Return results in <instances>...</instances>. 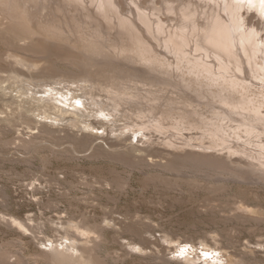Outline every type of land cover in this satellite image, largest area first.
<instances>
[{
  "label": "rangeland",
  "instance_id": "obj_1",
  "mask_svg": "<svg viewBox=\"0 0 264 264\" xmlns=\"http://www.w3.org/2000/svg\"><path fill=\"white\" fill-rule=\"evenodd\" d=\"M253 1L255 0H236L235 3H232L233 0H230L228 9L223 6L227 3L222 4L221 12L229 18V26L226 24V28L230 31L228 42L230 47L239 53V58L226 50L212 46L218 49L228 59L229 64L236 72L242 76L245 75V72L240 71L236 64L239 63L242 66L250 65L249 62L252 58L247 54V50H251L252 41H258L259 37H253L254 34L251 35L248 31L246 34L248 38L243 42L242 34L244 33L245 25L241 26L237 20H232V16L240 15L242 18L245 17V21L243 20L244 24H252L260 18H264V7H260L262 0L256 1L257 5H254ZM102 2L104 4L107 3L105 6L109 7V12L111 9L113 10L111 13L107 12V14L109 16L113 14V17H116L117 21H119L116 7L114 8V5L112 6V3L110 2V4L108 0H102ZM102 2L99 3L101 4ZM100 4L94 9L95 14L98 16H101L98 12L99 8L101 11L103 9L105 11L108 8L107 6H103L104 8L100 7ZM40 5H37L34 9V11L40 10V13L37 12L36 14L37 17L43 13V3L42 6ZM193 7L192 5L189 8L192 9ZM75 12L73 15H68H70V20L73 21V24L75 23V26L78 27L76 29L70 28L66 23L69 20L67 17H63L66 31L68 32L61 31L60 33L70 38H77L75 36V32H77L81 42L90 44L91 41L95 40V37L89 32L91 26H88V20L82 26V20H78L80 17L78 19L76 17L80 13L78 10H75ZM86 17L89 18L87 14ZM246 18H248V21ZM138 19L142 25L141 17L139 16ZM157 20L168 21L169 16L159 14ZM104 23L107 25L106 28L108 30H106V33H108L110 28L106 21ZM38 25H40L39 19L37 20ZM232 25L233 27H231ZM144 26L149 35L153 37L154 43L158 45V50L161 52L168 51L169 53H164L171 55L170 44H168V38L165 37V31L161 30L162 26L158 25V35H160L161 41L163 40L162 43L154 38L152 30L148 29L146 24H143ZM86 27L88 29L85 31L90 36L83 32ZM151 27L153 28L152 24ZM38 28V32L43 34V38H46V36L48 39L53 37L52 39L58 40L59 43L61 41L70 43V38L59 37L57 39V37L55 38L50 34L48 36L47 30H41L40 26ZM97 28L100 29V26L96 25ZM114 30L113 33L115 34L117 29ZM206 35L208 33L205 34V37H207ZM114 37H121L120 32L118 31ZM125 38H120L121 50L118 57H120L121 62L127 65L138 63L143 69L147 68V71H154L139 60L127 56L128 47L131 49V53L136 52L138 53L136 55H141L138 56L139 59L144 56L143 61L150 60L152 62V60L154 61L157 58L162 59L164 58L162 57L164 53H158L159 57L154 56V59H152L150 54L140 52L141 46L135 39L130 36H125ZM101 40L103 39L101 38ZM122 40L123 42H121ZM52 44L54 45L53 47L57 46L55 43ZM256 44L258 45L259 42H256ZM73 45L76 44L74 43ZM171 45L173 44L171 43ZM196 46L197 44L194 47V52L197 51ZM3 47L5 48V46ZM133 48L135 49L133 50ZM162 48L164 49L162 50ZM252 48H255V45H252ZM261 49L264 53V44L261 45ZM117 51L115 52L119 53V50ZM84 52L86 53V50ZM152 54L154 55L155 53ZM203 54L204 57L207 56L206 60L209 58L210 62H219L218 58L214 60L216 58L215 55H213L215 56L213 58L209 56V53L203 52ZM255 56H253V59L257 60L258 58ZM92 58L96 59L95 56H92ZM99 59L101 58L98 57ZM175 59L178 62L180 61L178 60L180 59L179 57ZM231 60H233V64ZM216 65L217 70L219 64ZM258 68L262 71L261 67L258 66ZM213 69L214 67L211 68V70ZM146 70L144 71L146 72ZM218 71L219 69L216 72ZM248 72L253 77V80L260 81L256 78V72L251 67H249ZM2 73L8 74L7 72ZM127 80L125 81L127 82ZM128 83L133 84L129 80ZM119 84L123 85L122 83ZM182 85L185 91L188 94L192 93L191 95H194L197 100L213 102L210 98L214 97V95L208 94L209 99H206L207 94L204 95L193 91L185 84L184 80ZM92 86L88 94L91 102L95 99L91 98L92 94L97 93L96 99L102 100V94L111 92V87H107L103 83L92 84ZM139 86L143 87L140 83ZM122 89L125 96L130 95L131 90L129 88L124 87ZM260 90L264 91L262 88ZM235 92L237 93L236 90ZM182 94L183 92H180L181 96H183ZM14 95L18 96V101H22L26 97L22 96L19 98L21 94L18 92L17 94L14 92ZM43 95L47 97V101L51 102V105L49 104L52 107L51 112H56L58 108L55 103L57 104L59 97L56 95L52 96L53 94L49 95V92H44ZM241 99L242 97H240ZM105 100L111 103L106 113H110L111 109H113V113H118L116 108L121 109L122 106H119L110 98H105ZM189 102L193 101L190 99ZM215 102H219V105L223 104L224 106H222L229 110V108L227 109V107H230L228 103L222 102V100ZM33 103L38 104L39 102ZM41 106L44 107V105L40 104ZM207 107H211V105L208 104ZM198 108L200 109V106ZM8 109L6 110L8 111ZM232 110H229V113L232 112L231 114L233 115L236 112L234 111L235 109ZM126 112L130 114V117L125 115V118L123 116L120 117L121 121H119L118 125L123 127L119 128V133L131 127L143 130V127L145 128V126L149 125L148 122L139 125V122L146 121L144 114H140V111L135 113V111L130 112L127 109ZM41 113L47 114L43 111ZM70 114L67 113L65 115ZM26 115L28 120L30 119L28 122L19 120L17 123L20 125L16 127L8 126L4 129V132L0 131V135L2 136V133H4L3 137L7 135L9 139H14L18 136L29 137L24 134L32 131L29 129L37 128L42 124H47L55 131H52L54 135L49 136V140H38L39 142L35 148L44 145L48 146V149H43L41 153L27 151L28 148H20L16 144L7 146L5 143L0 142V213L1 215L6 212L14 214L25 219L32 227V230L28 232L10 225L4 218L0 220V247H4L2 249L16 250L22 254V258L17 264H24L25 260L32 259V256L34 257L33 254L36 250H43V241L49 242V240L54 238H60L61 233L56 228L61 213V216L75 218L76 221L87 219L90 223L102 222L106 226V240L100 243V247L97 250L108 259L110 264H264V180H260L256 176L258 172L261 173L263 170L260 169L259 171V167L252 168L246 165L249 160L236 159L237 155L230 153L232 147L235 148V145L246 146L253 156L255 155L256 158L264 162V144L259 141L263 139V133H258L257 136L244 137L231 130L232 132L229 135L230 132L224 131L222 126L220 129L224 139L218 140L214 139L210 133L204 134L202 129L192 126L199 133L195 135L194 139L191 135L187 138L191 145L201 144L200 146H202L205 144L208 147L217 149L209 150L207 148H193L192 146H186L185 149H175L167 143L171 138L183 136L172 124L173 120H177L174 118L170 120V132L163 130V132L167 133V137L159 135L158 137H152L156 144L146 146V150H140L135 149L134 146L146 145L145 142L148 137L145 136L147 132L144 130L140 132V130L133 129L131 139L127 140L128 136H119L115 131L116 128L111 127L109 134L105 129H99L102 123L99 122V118L95 117H92V119L98 126L97 128L80 129L74 128L71 126V121H67L68 118L64 121L63 117L56 113L53 116L46 115L44 118L37 116L38 114L33 111H28ZM98 115L103 121L109 122L103 117V111H100ZM217 117H220V115L217 114ZM256 119L258 121L254 123L258 122V125H264V119ZM36 120L42 122L38 123ZM167 121L169 122V120ZM226 121L222 120L221 125ZM231 122L234 125L239 124V120H231L229 124ZM112 124L113 122H109L108 125L112 126ZM152 126L159 130L156 122ZM37 130L34 129V131ZM183 131L191 133L189 130ZM261 132H264V129ZM171 134L172 136H170ZM64 135L68 136L64 137ZM208 135L211 141L218 140L219 144H213L210 139H206L205 136ZM71 136L74 138H71ZM77 137L80 140L77 139L80 142L78 147L80 151H76L71 142L75 141ZM252 140L253 144L250 143ZM127 145L131 148H128ZM67 146L72 151L68 150L66 154V149L63 148H67ZM50 148H54L57 151L61 150L62 152L52 153ZM188 149L198 153L213 155L223 154L222 156H225L228 154L225 159L230 163L231 168L244 176L235 177L230 173L220 175L214 168L202 165L200 166L202 168H200L193 162V158L196 159V155H188ZM90 153H97L98 156L91 157L89 156ZM48 154L50 155V162L45 163L44 155ZM257 160L255 161L257 162ZM166 163L175 169L170 166L168 168V166L161 167V165H158H165ZM259 165L264 168V163ZM213 183L216 184L214 185ZM244 203H249L251 208L245 210L240 208ZM253 205L256 206L254 207ZM6 217L8 218L9 215ZM19 238H21V241H17ZM140 242H143V245ZM0 264H6V262L0 260ZM39 264H49V262H41Z\"/></svg>",
  "mask_w": 264,
  "mask_h": 264
},
{
  "label": "bare ground",
  "instance_id": "obj_2",
  "mask_svg": "<svg viewBox=\"0 0 264 264\" xmlns=\"http://www.w3.org/2000/svg\"><path fill=\"white\" fill-rule=\"evenodd\" d=\"M235 1L233 0L232 3H235ZM256 1L259 0L253 1L254 5H257ZM99 2H102V0H0V131L4 132V129L8 126L16 127L20 125L17 123L19 120L28 122L30 119L28 120L26 113L33 111L35 114H38L37 116H41L42 118L46 115L53 116L56 113L62 116L64 121L68 118L67 121H71V126L80 129L97 128L98 126L92 117L99 118V122L102 123L99 129L103 128L109 134L111 127L116 128L115 131L119 136H128L126 138L127 140L131 139L133 129L140 130V132L144 130L147 132L145 136L148 137V140L145 142L146 145L134 146L135 149L140 150H146V146L156 144L152 137H158V135L167 137V133L163 132V130H171L169 124L170 120L174 118L177 120H173L172 124L183 136L171 138L167 143L175 149H185L186 146L207 148L209 150L217 149L208 147L205 144L202 146H200L201 144L191 145L187 138L191 135L194 139L195 135L199 133L194 130L195 127L202 129L204 134L207 132L210 133L214 139L218 140L221 138L224 139L221 135L222 130L220 129L222 126L224 131L227 133L230 132L229 135L232 132L231 130L236 131V133L244 137L251 135L257 136L258 133L264 134V132H261L264 129V125H258V122L254 123L258 121L256 118L264 119V91L260 90L261 88L264 90V53L261 49V45L264 44V36L262 37L264 31L263 17L255 23L244 24L243 20L245 21V17L242 18L240 15L232 16V20H237L241 26L245 25V30L242 34L243 42L248 38L246 35L248 31L251 35L254 34L253 37H259V40L256 41L259 42V46L254 40L250 47L251 50H247L246 48L247 54L252 58L249 62L250 65L242 66L239 63L236 64L240 71L245 72V75L242 76L236 72L229 64L228 59L218 49L212 47L215 46L226 50L232 53L233 56L239 58V53L235 52L234 48H231L228 42L230 31L226 28V24L229 26V18L221 12L222 4L227 3L223 6L228 9L230 0H178V2L177 0H108L118 10L119 21H117L116 17H113V14L112 16L107 14L109 12L107 5L106 12L104 9L103 12L99 8L98 12L101 16L96 15L94 9L99 6ZM263 2L264 0L261 1L262 4L260 7H264ZM39 4L43 8V13L37 17L36 14L40 10L34 11V9ZM105 4L102 2L100 7L105 6ZM192 5L195 8L190 9L189 7ZM75 10H78L80 13L76 17L77 19L80 17L78 20H82V26L86 20H88V26H91L89 32L95 37V40L91 41L90 44L88 42H81L77 32H75L77 38H70L60 33L61 31L65 32L67 30L63 17H67L69 20L66 23L70 28L76 29L78 27L75 26V23L73 24V21L70 20V15H68L76 13ZM112 11L111 9L109 13ZM86 14L89 18L86 17ZM159 14L169 16V20H157ZM139 16L143 24H146L148 29L152 30L154 38L161 43L163 40L161 41L160 35H158V25L162 26L161 30L165 31V37L168 38V44H170L171 55L165 54L168 51H164L165 53L162 51L163 54L158 50V45L154 43L153 37L149 35L145 26L143 27V24H140ZM38 19L40 21V25L38 26H40L41 30H47L48 36L50 34L55 38L57 37V39L59 37H67L68 39L70 38V43L61 40V43H59L58 40H53V37L48 39L46 34V38H43V34L38 32ZM246 19L248 21V18ZM250 19L252 20V18ZM105 21L110 28L108 33H106L108 29L104 23ZM118 22H120L119 25ZM96 25L100 26V29H96ZM68 26L67 28H69ZM87 29L88 27L83 29V32L90 36L85 31ZM114 29L120 32L121 37H114L115 34L117 35V32L115 34L113 33ZM206 33H208L206 35L207 37H205ZM108 35H112L113 37H109ZM125 36H130L135 39L141 46L140 52L150 54L152 59H154V56L159 57L158 53L163 54H159L164 57L162 59L157 58L154 61L152 60V62L150 60L143 61L144 56L139 59L138 56L141 55H136L138 54L136 52L131 53V49L128 47L127 56L139 60L154 71H147V68L143 69L138 63H135V65H127L121 62L120 57H118L121 50L120 38H125ZM52 43H55L57 46L53 47L54 45ZM74 43L78 46L73 45ZM196 44L197 51L194 52L193 50ZM252 45H255V48H252ZM83 49L84 51L86 50V53ZM117 50H119V53L115 52ZM202 51L209 53V56L213 58L216 56L214 60L218 58L217 60L220 63H216L217 61L215 63L219 64L218 69L220 72H216L218 70H216L217 65L213 61L210 62L211 60L209 61V58L206 60L205 58L207 56L204 57L205 53L203 54ZM251 51L253 52L251 53ZM152 53L155 54L153 55ZM254 55L257 56V60L253 59ZM92 56H95L96 59H93L94 57L92 58ZM98 57L101 59L98 60ZM177 57L180 58L178 59L180 60L179 62L175 59ZM231 62L233 64V60ZM258 66L261 67L262 71L259 70ZM213 67L214 69L211 70ZM249 67L256 72V78L260 81L253 80V77L248 72ZM2 72H7L8 74H3ZM126 79L133 84H129L128 80L126 82ZM183 80L193 91L204 95L207 94L206 99H209L208 94L214 95V97L212 96L210 98L213 102L199 101L194 95H191L192 93L188 94L184 89V84L182 85ZM100 83L111 87V92L102 94V100L96 99V96H98L97 93H95L96 95L92 94L91 98L95 99L91 102L88 97L90 87H93L92 84ZM139 83L143 87H140ZM124 87L131 90L129 96L123 94L124 91L122 88ZM41 88L43 89L41 90ZM16 91L21 94L19 98L22 96L26 97L23 100L21 99L22 101H18V96L16 97L14 95V92L17 94ZM44 92H49V95L53 94L52 96L56 95L59 97V101H57V104L55 103V106L58 108L56 112H51V102L46 100L47 97L43 95ZM180 92H183V96L180 95ZM104 97L110 98V100H114L116 104L122 106L121 109L116 108L118 113H113V109L110 110V113H106L111 103L106 102ZM182 97L185 99L182 100ZM240 97H242L241 100ZM190 99L194 103L189 102ZM214 99L215 101L222 100V102L228 103L231 109H235L234 111L236 113L232 115V112L229 113V110H231L230 107L225 106L227 109L229 108V110H226L223 104V106L219 105V102L216 103ZM33 102L39 103L36 104ZM40 104L44 105V107H40ZM208 104L211 107H207ZM198 106H200V109ZM5 107L9 108L8 111ZM127 109L130 112L135 111V113L140 111V114H144L146 121L139 122V125L146 122L149 125L145 126V128L143 127V130L131 127L119 133V128L123 127L118 125L119 121H121L120 117H124V115L130 117V114L126 112ZM41 111L47 114L41 113ZM100 111H103V117L106 120L113 122L112 126L108 125L109 122H105L99 117L100 115L98 113ZM67 113L71 114L65 115ZM217 114L220 117H217ZM222 120L227 121L221 125ZM231 120H239V124L234 125L232 124L233 121L229 124ZM36 121L38 123L42 122L40 120ZM154 122L157 123L159 130L152 126ZM192 126L195 127L193 128ZM34 129L38 130L34 131ZM29 130L32 131L24 134H27L29 137L18 136L14 139H9L7 135V137H3L4 133H2V136L0 135V142L5 143L7 146L16 144L17 147L28 148L27 151L30 152L41 153L43 149H48V146L46 147L45 145L38 148H35V146L38 144L39 139H43L44 141L49 140V136L54 135L52 134L54 129L47 124H42L37 128ZM183 130H189L191 133H185ZM222 134L224 135V133ZM66 136L64 135V137ZM73 136L71 138L78 135ZM205 138L210 139V142H213V144H219L218 140L211 141L209 135L205 136ZM77 139L78 137L75 141L71 142L72 146H74L73 148L76 151H80V148H78L80 140L78 139V141ZM259 141L264 144V137ZM250 143L253 144V140ZM127 146L131 148L129 145ZM245 147L235 145V148L232 147L230 153L236 154V159L249 160V163L246 165L252 168L259 167V171L262 169L263 172L261 173L256 171L258 172L256 176L260 180H264V168H261L262 166L260 167L259 165L264 162L256 158L255 155L253 156L247 147ZM63 149H66V154L68 150L72 151L68 146ZM50 150H52V153L62 152L54 148H50ZM188 155H196V159L192 158L198 167L202 165L214 168L220 175L230 173L235 177L244 176L231 168L232 166L225 159L228 154L222 156L223 154L213 155L189 150ZM89 156L96 157L98 154L90 153ZM256 159H258L257 162L255 161ZM44 160L45 163H49L50 155H44ZM158 165H161V167H171L168 163ZM171 168L175 169L173 167ZM218 184L220 185V183ZM240 208L245 210L251 208V206L249 203H244ZM61 214L56 228L61 233L60 238H54L53 240H49V242L43 241L44 249L41 251L36 250L33 254L34 257L32 256V259L25 260L24 264H39L41 262H49V264H110L108 259L97 250L100 247V243L106 240V226L102 222L90 223L87 219L76 221L75 218L63 217ZM7 215H9L8 218L6 217ZM2 218L7 220L10 225L19 227L24 231L29 232L32 230L29 222L14 214L6 212L1 215L0 213V220ZM17 241H21V238ZM140 244L143 245V242H140ZM2 248L4 247H0V260H4L6 264H17L22 258V254L18 251Z\"/></svg>",
  "mask_w": 264,
  "mask_h": 264
}]
</instances>
